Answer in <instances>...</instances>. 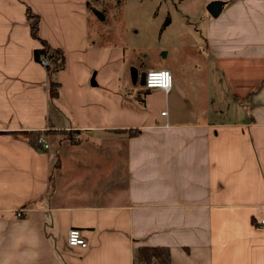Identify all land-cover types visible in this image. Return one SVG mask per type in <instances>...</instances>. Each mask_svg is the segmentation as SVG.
<instances>
[{"label":"crops","instance_id":"obj_1","mask_svg":"<svg viewBox=\"0 0 264 264\" xmlns=\"http://www.w3.org/2000/svg\"><path fill=\"white\" fill-rule=\"evenodd\" d=\"M219 1L162 46L173 88L139 101L91 1L0 0V264H264V0ZM27 6L65 55L55 98ZM187 62L200 89L182 84Z\"/></svg>","mask_w":264,"mask_h":264},{"label":"rangeland","instance_id":"obj_2","mask_svg":"<svg viewBox=\"0 0 264 264\" xmlns=\"http://www.w3.org/2000/svg\"><path fill=\"white\" fill-rule=\"evenodd\" d=\"M89 1H91L89 7L91 12L90 26L95 29L97 23L102 21L96 10L104 13V27L114 31L117 44L125 48L127 63L132 62L133 66L137 68V84H133L132 81L128 80L127 88L124 89L123 84V89L125 93L133 94L135 99H139V101L144 100L146 96L154 91V89H151L148 93L144 92L147 88L141 84V74L147 72L151 67L156 69L166 67L165 60L168 63L176 62L173 52L171 57L169 56L166 59V48H162V46L172 45L173 43L178 44L181 36L191 32L196 23L208 11L204 0ZM188 59L191 64L193 57L190 56ZM190 64L187 62L186 66H182L180 79L183 86L189 88L198 86L200 89V80L196 78L197 73L193 71ZM125 69V75L131 76V66L126 65ZM174 80L177 83V79ZM132 89L134 90L133 93ZM196 92H199V90ZM139 95L142 98H139ZM170 99L174 98L170 96ZM73 137H71V143L75 142ZM64 140L70 143L68 136ZM57 141L54 140V142Z\"/></svg>","mask_w":264,"mask_h":264},{"label":"trees","instance_id":"obj_3","mask_svg":"<svg viewBox=\"0 0 264 264\" xmlns=\"http://www.w3.org/2000/svg\"><path fill=\"white\" fill-rule=\"evenodd\" d=\"M99 17L102 19L103 13L99 10ZM26 16L30 26L31 35L41 42V47L35 49V58L41 62L42 56H46L49 59V64L46 65L47 75L49 79V92L52 98H55L59 95L61 84L57 78V73L59 70L65 67V55L61 48L53 47L45 38L41 37L39 34V23L40 17L35 13L31 7L27 6ZM150 89H146L144 92L148 93ZM139 98H142L139 95ZM143 101V99H141ZM30 141L37 148L41 145L38 142V139L44 133L42 131H30ZM140 254V260L142 259L141 253L144 254V261L149 262L152 257L157 259L163 258L166 259V255L163 254V249L160 247H141L138 249Z\"/></svg>","mask_w":264,"mask_h":264},{"label":"built area","instance_id":"obj_4","mask_svg":"<svg viewBox=\"0 0 264 264\" xmlns=\"http://www.w3.org/2000/svg\"><path fill=\"white\" fill-rule=\"evenodd\" d=\"M40 63L46 66L49 64V59L46 56H42ZM145 86L148 89L160 88L168 92L173 88V75L169 69H149L145 76ZM162 114H166V111H163ZM39 143L44 148L49 147V143L43 135L40 136ZM262 223H264V220ZM67 244L70 247H88L87 239L83 236L82 231L76 227L69 229Z\"/></svg>","mask_w":264,"mask_h":264},{"label":"water","instance_id":"obj_5","mask_svg":"<svg viewBox=\"0 0 264 264\" xmlns=\"http://www.w3.org/2000/svg\"><path fill=\"white\" fill-rule=\"evenodd\" d=\"M223 2L222 1H219V0H215V1H211L208 6H207V9L209 11V13L213 16H218L221 9H222V6H223ZM134 69V68H133ZM133 69L131 70V73H132V76H133ZM137 69H134V83L137 82V77H138V74H137ZM145 76H146V72H143L141 74V84L142 85H145Z\"/></svg>","mask_w":264,"mask_h":264}]
</instances>
